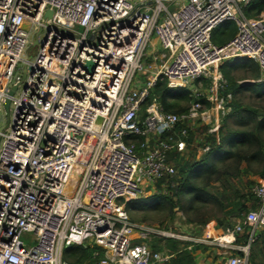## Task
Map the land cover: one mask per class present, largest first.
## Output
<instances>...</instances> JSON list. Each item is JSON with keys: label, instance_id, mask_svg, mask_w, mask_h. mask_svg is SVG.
Masks as SVG:
<instances>
[{"label": "built area", "instance_id": "built-area-1", "mask_svg": "<svg viewBox=\"0 0 264 264\" xmlns=\"http://www.w3.org/2000/svg\"><path fill=\"white\" fill-rule=\"evenodd\" d=\"M253 1L0 0V264H68L73 246L104 249L98 264H169L152 241L180 237L131 222L125 204L176 176L167 157L185 152L189 132L221 128L233 100L221 64L248 59L264 81V17L244 15ZM230 22L235 37L213 44ZM158 80L190 93L186 112L144 107ZM252 193L255 209L213 230L221 264H248L264 234V182Z\"/></svg>", "mask_w": 264, "mask_h": 264}, {"label": "trees", "instance_id": "trees-1", "mask_svg": "<svg viewBox=\"0 0 264 264\" xmlns=\"http://www.w3.org/2000/svg\"><path fill=\"white\" fill-rule=\"evenodd\" d=\"M244 15L248 19L264 17V0H254L244 10ZM236 32L234 23H227L212 33V43L223 47L235 37ZM219 69L227 84L226 92L233 96L231 113L224 118L221 128L214 135L203 136L204 130L189 132L185 152H172L167 157L175 166L177 175L173 179L157 182V194L152 197L127 202V213L131 209H136L137 212L167 210L172 217L174 209H177L188 217L187 222L207 225L200 215L207 206H215L224 215L214 222L218 225L217 228L225 230L232 227L233 219L241 218L243 211L255 209L256 198L252 189L264 182V81L257 82L261 79L258 66L248 59L225 62ZM239 73L245 75V80L249 79L254 83L239 84L235 78ZM207 83L204 81V85ZM246 93H249L257 105L244 104L243 95ZM153 99L167 113L172 114L186 112L192 101L187 90L167 89L165 82L160 80L144 107ZM197 135L202 136L201 142L197 140ZM206 146L209 147L208 152L196 161V151ZM244 177L247 178V183L240 189L238 186ZM216 183L221 188L219 194L213 193V185ZM162 185H165L164 193ZM152 201L155 202L154 206L149 204ZM189 215L194 216V219L189 218ZM247 238V232H244L236 243L245 245ZM151 248L154 251L165 248L170 253H175L176 257L169 264H194L192 256L177 241L154 239ZM94 252L102 256L104 249L98 246H73L64 253L63 261L68 264H98V258L92 257ZM247 261L248 264H264L263 233L258 234L250 245Z\"/></svg>", "mask_w": 264, "mask_h": 264}, {"label": "rangeland", "instance_id": "rangeland-1", "mask_svg": "<svg viewBox=\"0 0 264 264\" xmlns=\"http://www.w3.org/2000/svg\"><path fill=\"white\" fill-rule=\"evenodd\" d=\"M32 50L31 49L28 50V53L26 54V59H28L29 57H31L33 55L35 48H32ZM260 76H261V74H260ZM235 78L238 80V83L242 84V85L243 84L248 85L246 82H249V83L253 82L249 79L245 80L244 79L245 75L242 73L235 75ZM138 82L145 83V77L144 76L139 77ZM243 102L246 105H257L256 101L254 99H252V97L249 95V93H246L243 95ZM263 106H264V104H263ZM5 124H6V114L4 112L1 114V129L2 130L4 129ZM201 156L202 155L200 154L199 150H197L196 154H195V160L198 161ZM177 173L178 172L176 171V175H177ZM79 179H80V176L77 177V181H79ZM245 183H247L246 177L242 178L241 183H240L241 185H239L238 187L240 189H242V187H243L242 185H244ZM213 187H214L213 193H215V194L221 193V188L219 187L218 183L214 184ZM153 191H154V193H153ZM155 194H156L155 188L153 190L151 188H148V189L144 190L141 194H139L138 199H136V200L148 199ZM154 203L155 202L152 201L149 204H150V206H154ZM244 213H246V211H243L241 213V218L243 217ZM203 214H201L202 216L200 215V218L204 219L207 222V225L211 226V227H217L218 225L215 224L214 221L222 219V217L224 215L222 213V210L219 211L215 206H207V209L203 211ZM128 215H129L130 221L133 223L144 224V225L149 226V227H157L160 230H163L166 232L169 231V232H171L177 236H182V235H184V232H187V229H185L183 227L184 226L183 223L187 220L188 217L183 215L177 209H174L172 217L169 215V212H167V210L162 211V212H145V211L137 212L136 209H131V210H129ZM189 218L194 219V216L189 215ZM185 236H187V235H185ZM262 259H261V261H262Z\"/></svg>", "mask_w": 264, "mask_h": 264}, {"label": "crops", "instance_id": "crops-1", "mask_svg": "<svg viewBox=\"0 0 264 264\" xmlns=\"http://www.w3.org/2000/svg\"><path fill=\"white\" fill-rule=\"evenodd\" d=\"M221 28H223V26L219 29ZM235 221L236 220L233 219V223ZM183 224V227L187 229V232H184V235L179 236L180 240L175 241L181 243L182 247L184 248V251L188 252V254L192 256L194 264H221L223 260V257L221 256V251L217 247L213 246L212 243H210L215 236L213 230L217 227H211L208 225H197L195 223H189L187 221H185ZM187 238L191 239L193 242L187 241ZM198 241L206 242H204L205 244H199ZM236 246L242 247L244 245L236 243ZM167 252L170 255H173L171 260L176 257L175 253H170L169 251ZM233 253L236 255H242L240 251H234Z\"/></svg>", "mask_w": 264, "mask_h": 264}, {"label": "water", "instance_id": "water-1", "mask_svg": "<svg viewBox=\"0 0 264 264\" xmlns=\"http://www.w3.org/2000/svg\"><path fill=\"white\" fill-rule=\"evenodd\" d=\"M50 16H51V12H47V13H46V17H50ZM33 46L35 47V46H36V43H34ZM94 67H95V66H94L92 63L88 62V63L86 64V66H85V69H86L89 73H92ZM246 83H247V84H250V83H248V82H246ZM15 91H16V87H12V88L9 90V92H8L6 98H5V101H4V103H3V109H4L5 114H8V112H9L10 102H11V99H12V97H13Z\"/></svg>", "mask_w": 264, "mask_h": 264}]
</instances>
